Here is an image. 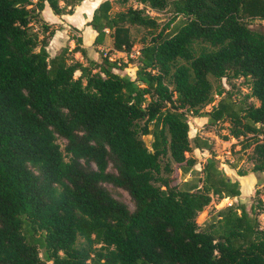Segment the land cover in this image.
Listing matches in <instances>:
<instances>
[{"label":"trees","instance_id":"1","mask_svg":"<svg viewBox=\"0 0 264 264\" xmlns=\"http://www.w3.org/2000/svg\"><path fill=\"white\" fill-rule=\"evenodd\" d=\"M81 1L0 0V264H264L261 197L198 222L213 197L240 189L211 142L188 137L185 117L211 102L208 75L242 77L256 102L226 91L202 114L228 121L238 175L242 159L264 172V27L249 25L264 19V0H134L142 7L115 12L112 2L129 0H101L87 21L93 44L109 35L112 49L129 52L132 26L149 35L134 77L102 52L87 57L80 38L48 52L44 5L62 14ZM146 6H170L181 20L158 29ZM192 148L210 152L201 175ZM173 164L190 177L172 183Z\"/></svg>","mask_w":264,"mask_h":264},{"label":"rangeland","instance_id":"2","mask_svg":"<svg viewBox=\"0 0 264 264\" xmlns=\"http://www.w3.org/2000/svg\"><path fill=\"white\" fill-rule=\"evenodd\" d=\"M128 6L133 7H142V4L137 3L134 0H129L125 4H119L116 2H112V12L125 9ZM146 12L150 15L157 17L158 20V29L162 28L165 31L171 29L175 23L181 20L180 15L175 14L170 6L165 7L160 11H154L149 7L144 8ZM53 13V12H52ZM249 25L255 28H263L264 27V19L254 18L249 20ZM80 31H76V37L81 39V35L78 34ZM149 35L140 27L132 26L131 27V38L133 41V45L130 50L134 54L135 49H139L144 40H147ZM67 42V41H66ZM67 45V43H66ZM203 44L194 43V48L198 51L201 49ZM112 46V43H111ZM97 49V48H96ZM134 49V50H133ZM106 50L108 55L116 59V61L120 63L126 64V67H132L136 64V55L130 56L129 53L121 50L115 49H97L98 57L99 52H103ZM119 52H123V54L117 55ZM73 55V52L71 53ZM74 56V55H73ZM81 57V55H79ZM125 60V62H124ZM130 63L131 66L127 65ZM179 62H183L181 59ZM122 71V70H121ZM125 71V70H123ZM130 71V69H129ZM127 71H125V74ZM208 79L211 82L212 86V100L210 103L205 104L203 107L198 109L197 113H192L191 111H186L185 117L187 119L189 125L188 137L191 139L195 135H199L205 139H211V152L218 159L219 166L223 170V173L229 176L231 179H236L239 183L240 193L233 197L228 198L224 197L222 199H217L216 197L212 198V201L205 206L197 216V220L199 223H203L208 220L210 216L214 213L215 209L222 207L224 205L233 204L237 211L240 210L241 207L245 209H249L250 205L254 203L255 197H261L264 201V172L260 171H252L251 163L246 159H242L238 162V168L245 172L244 175H238L236 169L229 166V163L234 160L236 154L234 150L238 148L237 139L229 135V123L227 120H220L215 123H207L206 116L202 114L203 111L210 109L212 103H215L217 99L220 98L221 95L229 91L231 96L236 101H254L250 97H246L249 93L250 89L247 86L246 82L242 77L233 79L228 81L224 78L216 79L211 75H208ZM61 148L64 146V140L62 138L57 139ZM204 152V153H203ZM188 155H192L196 159V163L191 169H195L199 175H201L202 164L205 159L210 156V152L206 149H195L188 153ZM173 172L171 174L172 183H178L188 177H190L189 172L182 173L180 165L173 164ZM197 174V175H198ZM104 185L111 192V194L125 202L129 208H132V202L129 198L127 192L119 187L113 186L111 183L105 182ZM258 191V192H256ZM260 225L264 228V213L259 215Z\"/></svg>","mask_w":264,"mask_h":264},{"label":"crops","instance_id":"3","mask_svg":"<svg viewBox=\"0 0 264 264\" xmlns=\"http://www.w3.org/2000/svg\"><path fill=\"white\" fill-rule=\"evenodd\" d=\"M101 0H82L79 4L73 6L70 13L55 14L52 13L51 9L47 4L44 5L41 15L43 19L50 23L54 28L52 36L49 38L47 50L50 54L56 53L60 48L67 46L71 49L75 45V33L78 32L81 35L80 43L78 44L85 50V54L89 58L98 59L97 49H110L111 46V37L106 35L102 44H93L92 40L96 34L95 30L87 24V21L90 19L93 9ZM67 41V42H66ZM67 43V45H66ZM97 48V49H96ZM123 54L119 52L117 55ZM73 55L76 59L84 61L81 53L79 51L73 52ZM81 55V57H79ZM125 62V60H124ZM124 64V63H123ZM127 65L131 66L128 62ZM130 69V71H129ZM135 66L126 67V64L123 65V68L119 70L122 74L127 71V75L134 77ZM125 70V71H123ZM211 142V139H208ZM199 149V148H195ZM204 153V152H203Z\"/></svg>","mask_w":264,"mask_h":264},{"label":"built area","instance_id":"4","mask_svg":"<svg viewBox=\"0 0 264 264\" xmlns=\"http://www.w3.org/2000/svg\"><path fill=\"white\" fill-rule=\"evenodd\" d=\"M134 50V49H133ZM129 53V55L130 56H134V54L135 55H137L138 54V49H135V51H134V54L132 53V50H130L129 52H127V54ZM102 54L104 55V56H107L109 59H114L113 57H111V56H109L108 55V53H107V51L106 50H103V52H102Z\"/></svg>","mask_w":264,"mask_h":264}]
</instances>
